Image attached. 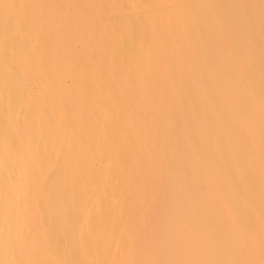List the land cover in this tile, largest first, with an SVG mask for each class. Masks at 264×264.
I'll return each mask as SVG.
<instances>
[{"label": "bare ground", "instance_id": "bare-ground-1", "mask_svg": "<svg viewBox=\"0 0 264 264\" xmlns=\"http://www.w3.org/2000/svg\"><path fill=\"white\" fill-rule=\"evenodd\" d=\"M170 1L0 0V264H264V0Z\"/></svg>", "mask_w": 264, "mask_h": 264}, {"label": "rangeland", "instance_id": "rangeland-1", "mask_svg": "<svg viewBox=\"0 0 264 264\" xmlns=\"http://www.w3.org/2000/svg\"><path fill=\"white\" fill-rule=\"evenodd\" d=\"M177 1L178 0H171L170 1V4H172V5H175L176 3H177ZM201 0H187V2L189 3V4H191V5H194V4H196V3H198V2H200ZM188 4V5H189ZM110 21V19H104L103 20V22L104 23H108ZM59 30H60V27L59 26H57V25H55L54 27H53V33L54 34H56V33H58L59 32ZM75 31V33H77L78 31H80V29L78 28V29H75L74 30ZM62 83H63V85L65 86H70L71 85V78H65V79H63L62 80ZM65 86V87H66ZM28 90H29V93H32V94H35L36 92H35V90H36V88H35V86H33V85H31V86H29L28 87ZM31 91V92H30ZM84 124H86V125H91V124H97V123H84ZM219 125H220V123H218Z\"/></svg>", "mask_w": 264, "mask_h": 264}]
</instances>
